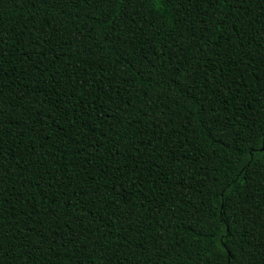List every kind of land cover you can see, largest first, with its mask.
<instances>
[{"label":"trees","instance_id":"1","mask_svg":"<svg viewBox=\"0 0 264 264\" xmlns=\"http://www.w3.org/2000/svg\"><path fill=\"white\" fill-rule=\"evenodd\" d=\"M0 40V264H264V0H0Z\"/></svg>","mask_w":264,"mask_h":264},{"label":"snow or ice","instance_id":"2","mask_svg":"<svg viewBox=\"0 0 264 264\" xmlns=\"http://www.w3.org/2000/svg\"><path fill=\"white\" fill-rule=\"evenodd\" d=\"M97 2H103V0H97ZM108 2H111V0H108ZM219 2H221V0H207V4L209 7H213L215 6L216 3H219ZM0 43H2V40H0ZM0 114H2V112H0ZM0 250H2V244H0Z\"/></svg>","mask_w":264,"mask_h":264}]
</instances>
